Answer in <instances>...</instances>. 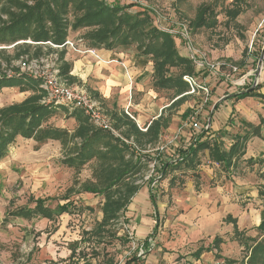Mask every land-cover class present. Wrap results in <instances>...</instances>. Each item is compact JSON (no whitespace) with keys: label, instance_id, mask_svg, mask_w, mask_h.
I'll return each instance as SVG.
<instances>
[{"label":"rangeland","instance_id":"obj_1","mask_svg":"<svg viewBox=\"0 0 264 264\" xmlns=\"http://www.w3.org/2000/svg\"><path fill=\"white\" fill-rule=\"evenodd\" d=\"M98 1L108 7L133 6L127 9L130 14L145 10L157 30L167 29V34L172 35L179 56L189 58L190 45L189 49L192 48L196 56L204 58L210 66L221 65L219 73L227 75L230 67L235 69L233 75L219 77L223 79L216 83L211 77L212 71L192 66L194 71L190 76L194 77L197 85L204 84L209 89L208 100L204 103L203 92L195 89L194 93H190V87L187 86L189 95L168 109L169 115L176 120L174 133H166L162 141L174 140L183 125L179 118L186 110L192 114L200 110L205 117L198 116L202 125L209 123L207 119L211 117L210 112L213 122L220 117L221 112L228 111V117L214 131L216 134L242 131L244 122L258 123L263 106L258 99L235 101L230 96L251 83L254 87L260 86L261 92L264 91V60L258 71L264 48V0ZM202 7L208 8L206 15L215 22L213 28L194 29L191 26L190 23ZM237 7L241 13L232 21L230 12ZM0 17L2 21L7 20L4 15ZM181 29L186 31L188 42H178L176 33ZM85 32H72L68 39L71 42L81 39V47L90 49L83 42ZM17 44L0 46V109L19 104L31 95V92L20 93L17 88L20 84L33 86L43 93L40 103L50 105L55 112L43 127L51 126L72 132L68 114L73 110L70 106L56 103L55 97L59 87H78L92 99V111L106 118L105 112L109 108L91 96L86 85L72 83L60 75L59 56L63 54V48L30 45L31 48L25 51L27 47L21 42ZM127 52L140 57L134 48ZM141 61L144 62V59ZM142 62L138 60V65L142 66ZM88 65L91 73L98 70L94 63ZM56 71L58 78L54 79ZM180 73L179 69H171L169 75L176 77ZM244 75H248L245 87L232 85L231 81L237 82ZM256 80L257 84L254 85ZM157 94L161 95L158 99L164 98L165 104L176 97L173 89H164ZM215 106L218 107L213 110ZM75 110L80 111L88 122L91 121L86 109ZM182 130L188 132L185 127ZM223 142L227 149L230 145L228 136L223 138ZM35 146L31 140L17 138L0 160V264H47L49 261L55 264H125L134 257L139 260L131 264H226L223 259H215L214 250L203 252L199 260L193 254L199 248L205 250L215 238H219L222 241L220 255L240 261L244 255L238 244L232 241L234 230L256 237L255 228L264 219V204L257 195L264 184V167L254 163L264 155V142L257 138H251L246 143L243 158L229 172L211 163L207 152H202L194 172L169 170L164 178L157 181L156 187L152 189L155 203L154 206L150 204L152 209L147 213L155 223L147 243V253L146 248L140 249L142 244L139 241L128 235L131 231L129 220L136 211L122 213L118 220L107 225L103 239L94 235L102 218L100 208L104 200L99 195L81 191L82 184L92 181L94 162L75 173L64 165L71 147L62 148L58 142H48L39 149ZM156 154V150L144 153L150 158ZM149 166L133 178L143 191L147 188L151 191L152 188L148 178L153 173H150ZM138 193L134 197H140ZM134 197L128 205L131 210L134 208ZM39 201H43L44 207L50 210L66 204H71V209L68 214L52 220L43 219L36 213H30V219L26 220L12 217L11 214L21 208L34 209ZM75 243V255L70 258L69 246ZM140 252L145 254L140 255Z\"/></svg>","mask_w":264,"mask_h":264},{"label":"trees","instance_id":"obj_2","mask_svg":"<svg viewBox=\"0 0 264 264\" xmlns=\"http://www.w3.org/2000/svg\"><path fill=\"white\" fill-rule=\"evenodd\" d=\"M131 7L133 6L109 8L98 0H0V15L7 17L6 21H2L0 17V46H14L21 42L27 47L25 51L31 48L30 45H42L45 42L61 46L70 33L86 30L82 41L92 50L126 52L134 48L145 61H151L154 87L173 89L179 98L173 101L170 107L178 105L182 99L184 101L186 97L184 94L188 91L182 78L193 74V64L178 55L172 35L157 30L151 24L145 10L130 14L127 9ZM207 11V7L199 8L198 14L190 23L194 29L214 27L215 22L207 17ZM240 13L239 7L232 10L231 20L235 21ZM64 53L59 56L60 75L68 78L71 65L64 62ZM171 69H179L181 73L172 77L169 75ZM246 87L233 93L231 99L242 101L256 98L263 105L264 112V91L261 92L260 86L254 87L252 83ZM17 88L20 93L31 92V95L19 104L0 109V160L6 156L16 139L21 138L33 141L36 149L48 142H58L62 148L71 147L64 165L75 173H79L85 165L94 162L92 181L82 184L81 191L103 197L104 202L100 208L102 218L94 230V235L100 239L106 234V226L114 223L120 214L128 211L130 201L142 189L133 178L143 168H148L149 164H154L153 176L148 178L149 184L155 182L153 187H156L158 180L164 178L169 170L194 172L199 165L198 157L202 152H207L211 163L229 172L243 158L245 145L251 138L264 142L262 135L264 117H260L257 124L244 122L242 131L231 134L229 132L216 134L210 127L202 133H197L189 126L191 135L188 138L175 147L167 146L173 149L170 156L162 154L167 151V147H163L162 150L160 147L156 149V156L150 158L145 156L144 152L148 145L156 147L158 144L160 120L152 122L143 133L127 115L111 112L112 128L118 132V136H115L109 131L96 128L80 111L73 110L68 114L76 123L72 132L51 126L43 127L47 120L54 116V108L40 103L43 93L33 86L20 84ZM217 107L215 106L213 110ZM191 114L186 110L181 119L186 121ZM225 136L230 140L227 149L223 142ZM164 157H169V160H164ZM254 163L264 167V155ZM153 187L150 202L154 206ZM257 195L264 204V184L257 191ZM70 209L71 204H66L50 210L44 207L43 201H39L36 202L34 209L24 207L11 215L26 220L30 219V213H36L43 219L52 220L54 217L68 214ZM255 232L256 237H251L245 232L234 230L232 241L238 244L244 255L240 261L226 259L220 255L222 241L219 238H215L205 250L199 248L193 257L199 260L203 252L214 250L215 259H223L226 264H264V219L255 228ZM130 233L134 238L133 232ZM76 246V243L69 246L70 258L74 257ZM141 247L146 248L145 253L148 252L149 245L146 241ZM138 260V257H134L131 262L125 264Z\"/></svg>","mask_w":264,"mask_h":264},{"label":"crops","instance_id":"obj_3","mask_svg":"<svg viewBox=\"0 0 264 264\" xmlns=\"http://www.w3.org/2000/svg\"><path fill=\"white\" fill-rule=\"evenodd\" d=\"M178 39L179 43L183 42L181 37H179ZM94 51L96 53V56H98L99 58V62H97V60L90 55H79L66 48L64 49V60L71 65V71L68 78L72 81V83L86 85V89L91 94V96H93L96 100H98V102L100 101L104 106L106 105V107L109 108L105 112L109 120L111 116L110 111L118 112V115H127L126 112H128L129 116H127L132 121H134L138 129L143 133L147 131L152 122L160 120L158 144L156 145V147L148 145L144 153H149L160 147H175L191 135L189 126H186L185 128L188 129V132L186 130H181L178 138L175 136L176 140H169L168 142H166L165 140H161V138H164V135L166 133H174L176 120L175 117L172 118L169 115L170 111L168 109L171 108L170 105L173 103V101L177 100L179 97H175L172 101H170L169 104H165L163 100L164 98L158 99V97H160L161 95L157 94V92L164 89H157L154 87V70L151 61V63L149 62V60L148 62L147 60H144V62H142L141 60L143 59L140 58L141 56L139 58L138 56L135 57L134 55H130L127 51H104L101 49ZM138 60L142 62V66L138 65ZM89 63H94L96 67H98V70L94 71V73H91V70L88 67ZM211 77L216 83L222 81L223 79L219 78V76H217L216 74H211ZM149 84L151 85V87H149ZM213 87L218 90L216 85H214ZM188 91L184 94L186 97L189 95ZM232 91L235 90L232 89ZM227 112H221L220 117H218V119H215L213 122L211 121L212 114L211 112L209 113L211 117H209L207 120L209 122L211 131H216L217 126L228 117ZM202 116L203 113L201 114V117ZM260 116L264 117L263 111H261ZM202 118L205 117L203 116ZM179 119L181 123H183L181 117ZM68 120H70V123H72L70 125V129L72 131L73 129H75L76 123L72 118H69ZM172 152L173 149L167 147V151L165 152L166 155L170 156ZM166 159L167 157H164V160ZM168 160L169 157L167 161ZM153 186L154 185H152V187ZM149 191L150 190L148 188L146 189V191H143L142 188L139 192L140 194L138 193L140 197H134L132 201L134 203V205L132 204L134 208H132L131 210L129 208L130 205L127 208V212L136 211L134 217L129 220V223L135 240L137 242L139 241L141 244L144 241L148 243L150 235L152 234V229L155 226V223L152 221V219L147 216V213L150 211V209H152L150 205L152 204L150 202L151 191ZM146 201H149V203H146ZM50 262L52 261H49L48 263Z\"/></svg>","mask_w":264,"mask_h":264},{"label":"built area","instance_id":"obj_4","mask_svg":"<svg viewBox=\"0 0 264 264\" xmlns=\"http://www.w3.org/2000/svg\"><path fill=\"white\" fill-rule=\"evenodd\" d=\"M109 7L112 8L113 6L110 5ZM161 31L164 33H169V31L167 29H162ZM176 34H178V36L181 37V39L184 42H188L187 36H186V31L184 29L183 30L181 29L180 32L176 33ZM81 44H82L81 40H77L76 42H71V41H69V39H67L64 42V44L61 46L53 45L50 42L42 43V45L51 46L53 48H58V49L66 48V49L72 51L73 53H76L79 55L90 54V55L94 56L95 58H97L94 50L86 49L83 46L81 47ZM189 46H188V51L190 53V56L188 59H189V61L192 62V64L194 66L201 67L203 70L208 69L209 71H212L211 74H216L219 77L228 78L229 76L234 74L235 69L231 68V67L229 68V74L224 75L223 73H219V68L222 67L221 65L220 66L219 65L218 66H210L204 60V58H201L200 56H196V52L192 48L189 49ZM57 73L58 72L56 71L54 74V79L58 78ZM248 75L242 76L240 78V80L237 82L231 81L232 85L237 86V87H245ZM183 81L190 87V93H194L195 89H199L203 92L202 94L204 97V103L208 100L209 89L204 84H202L200 86L197 85L194 77H192V76H184ZM255 84H257V80L254 82V85ZM73 88L74 89L59 87L58 90H56V97H55V100L57 101L56 103L60 102L62 104L70 106L72 108V110H75L77 108L86 109L87 115L90 117V120H91L90 122H92V124L96 128L109 131L113 135L118 136V134H116V131L113 130L111 121L109 120V118L107 116H106V118L105 117L102 118L101 116H99V114L92 111L94 104L92 103V99L87 97L88 95L85 93V91L82 88L81 89L78 87H73ZM44 89L47 90L46 87ZM126 114L129 116L128 112H126ZM199 115H200V110H196L185 122H183V125L181 127L183 128L186 126H190L192 128V130L194 132H197V133H202V132L208 130L209 123L202 125L198 121ZM182 128H179V131L177 132L176 137L179 136V133L181 132ZM176 137L174 138V140H176ZM162 149H163V147L160 148V150H162ZM150 168H151L150 173L152 174L154 171V164H151ZM154 183L152 185H154ZM128 235L131 236V233L129 232ZM140 249H142V247ZM141 254L143 255L144 253L140 252V255Z\"/></svg>","mask_w":264,"mask_h":264},{"label":"water","instance_id":"obj_5","mask_svg":"<svg viewBox=\"0 0 264 264\" xmlns=\"http://www.w3.org/2000/svg\"><path fill=\"white\" fill-rule=\"evenodd\" d=\"M263 60H264V48H263L262 54H261L260 59H259L258 71H259L260 68L262 67ZM256 79H257V78H256Z\"/></svg>","mask_w":264,"mask_h":264}]
</instances>
